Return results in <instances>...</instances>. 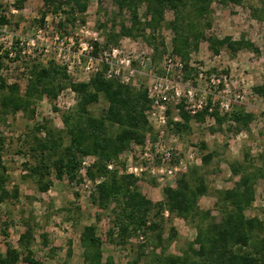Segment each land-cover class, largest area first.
Instances as JSON below:
<instances>
[{"label": "trees", "instance_id": "obj_1", "mask_svg": "<svg viewBox=\"0 0 264 264\" xmlns=\"http://www.w3.org/2000/svg\"><path fill=\"white\" fill-rule=\"evenodd\" d=\"M25 1L18 0L16 5L22 7ZM44 1L53 12L66 7L65 13L73 15L74 21V14L85 13L91 0ZM113 1L119 6V15L126 11L129 13L130 24L123 20L114 24L107 43L118 44L126 36L141 37L152 47L153 61L157 64L166 52V44L155 31L166 26L172 32L173 54L185 62L186 77L194 78L198 75V68L190 63L192 53L199 50L202 41L208 42L210 51L215 55L224 49L232 55L243 49L260 52L245 37L218 38L208 33L212 27L209 15L213 12L215 0ZM218 1L225 5L241 4L246 0ZM258 1L259 4H251V13L255 18L264 19V0ZM141 7H145L144 16L140 15ZM166 11L172 12L171 20L166 21ZM1 21L4 22V19ZM150 30L153 32H148ZM96 46L101 45L96 43ZM65 88H71L77 94V104L72 112L63 116L65 129L55 128L48 123H39L35 127L30 142L28 140L35 164L28 166L25 178H34L42 192H47L52 186L49 178L52 173L57 178L67 177L70 181L79 182L83 179L80 172L84 168L83 161L89 155L93 156L95 160L86 167L85 174L96 182L92 201L102 209L111 206L110 239H117L119 244L124 245L134 236L146 237L136 257L127 264H264V220L257 215L247 214L256 199V185L259 180H264V150L258 153L260 164L249 152L242 159L228 161L233 176L238 179L233 187L216 191V215L199 205L200 198L210 189L203 169L218 155L216 149L202 153V165L192 166L182 173L175 185L163 188V200L153 201L141 190L139 178L132 174H121L118 168H108L109 162L119 164V156L132 144L142 143L146 134L152 131L145 114L149 99L144 87L107 79L102 73L96 74L88 82H76L67 74L65 66L52 59L46 65L36 63L30 68L25 95L20 93L17 84L7 85L4 78L0 77V115L7 116L22 110L33 119V104L36 100L44 96L55 100ZM253 89L264 99V78ZM101 97L107 101L108 106L103 115L94 116L89 107ZM208 117L214 120L210 126L212 132L230 131L234 134L250 130L254 120V115L247 112L243 105L234 103L232 109L223 114L219 107L213 112L203 110L196 115L182 111L181 121H174L170 114V130L178 135L190 133L192 121L203 123ZM42 131L45 132L44 137L36 134ZM2 142L0 136V145ZM200 147L202 151L208 148L204 141ZM8 182L7 166L0 160V203L17 200L20 196L19 186L9 191ZM166 210L170 215L189 220L197 229L195 239L181 254L168 252L177 232L171 227L168 236H164ZM3 232L7 235V230ZM115 232L117 238H113ZM42 239L47 248V234H42ZM35 241L33 228L26 222V230L18 239L19 247L7 244L4 251L0 250V264H18L21 260L26 264H44L34 251ZM80 243L83 264H118L113 256L105 257L103 240L97 235L95 225L87 224L83 227ZM67 255L72 256L71 250Z\"/></svg>", "mask_w": 264, "mask_h": 264}, {"label": "rangeland", "instance_id": "obj_2", "mask_svg": "<svg viewBox=\"0 0 264 264\" xmlns=\"http://www.w3.org/2000/svg\"><path fill=\"white\" fill-rule=\"evenodd\" d=\"M17 1L0 0V62H2L0 77L4 78L7 85L17 84L22 95L27 93L30 68L36 63L46 65L55 59L54 46L60 45L62 40L65 45L72 36L77 43L80 38L90 39L94 36L93 32H96L101 45H110L112 42L107 43V40L114 24H119L122 20L130 24L129 13L126 11L119 15V6L113 0H91L85 13L74 14V21L73 15L65 13L66 7L53 12L46 7L44 0H26L22 7L16 5ZM251 4H259V1L246 0L241 4L223 5L215 0L213 12L209 15L212 27L208 29V33L218 38L245 37L259 48V53L243 49L232 55L224 49L215 55L210 51L206 41H202L199 50L192 53L193 66L205 69L208 78L212 76L218 78L227 74L231 95L240 93L244 96L238 104L243 105L247 112L254 115L250 130L238 134L230 131L212 132L210 126L214 124V120L207 118L203 123L192 121V131L178 135L182 148L180 158L184 161L187 160L189 148L194 144L200 153L214 149L218 151L215 159L203 169L207 174L210 189L199 201L202 209L214 215L218 214L215 205L216 191L233 187L238 179L233 176L228 161L242 159L244 154L249 152L260 164L258 153L264 150V99L253 90L264 78V19L252 15ZM139 12L144 16L145 7H141ZM172 16L171 11H166V21L171 20ZM2 18L4 22L1 21ZM155 33L163 37L164 41L166 37L169 39L172 36L171 30L166 26L159 28ZM130 38L133 41L145 42L141 37ZM32 40H35L34 44L31 43ZM11 42L16 49L15 57L8 54ZM212 69L214 70L210 72ZM77 101V94L71 88H65L55 100H50L47 96L36 100L33 104L35 106L33 119L22 110L7 116L0 115V136L3 138L0 145V160L8 169L7 189L11 191L16 185L20 189L17 200L0 203V250L4 251L7 244L19 247L18 239L26 230L27 222L35 234L36 256L44 264H83L80 234L85 225L93 224L97 235L103 240L105 257L113 256L118 264H127L136 257L140 250L139 246L145 244L146 237L142 239L140 236H134L124 245L119 244L117 239H110L111 206L102 209L92 201L91 195L95 192L96 182L85 174L86 167L95 160L93 156L89 155L85 159L87 163L83 164L84 168L80 171L83 179L79 182L70 181L67 177L57 178L55 173H52L49 177L52 186L47 192H42L34 178H25L28 166L35 164L29 144L35 127L39 123H48L55 128L65 129L63 116L74 110ZM107 106V101L101 97L89 107L90 113L99 117L104 114ZM36 134L45 136L44 131ZM202 141L208 146L203 151L200 147ZM123 162V159H119L116 166L123 165ZM200 165L192 163L185 172L192 166ZM181 174L164 183H157L145 175L139 178L138 184L149 199L159 201L164 198L163 188L166 185H175ZM100 180L101 178L97 182ZM256 186V199L247 214L257 215L264 220V180H259ZM164 216V236H168L171 227L177 232V237L169 246L168 252L181 254L195 239L197 229L189 220L170 215L167 210ZM4 230H7V235ZM42 234L48 236L47 248L43 245ZM113 238H117L116 232ZM70 250L71 257L67 255ZM18 264L26 263L21 260Z\"/></svg>", "mask_w": 264, "mask_h": 264}, {"label": "built area", "instance_id": "obj_3", "mask_svg": "<svg viewBox=\"0 0 264 264\" xmlns=\"http://www.w3.org/2000/svg\"><path fill=\"white\" fill-rule=\"evenodd\" d=\"M93 35L87 40L80 38L77 43L71 36L65 45L62 40L54 46L55 61L65 66L67 74L76 82H88L102 73L107 79L144 87L149 99L145 114L152 131L142 143L132 144L119 156L123 165L118 167L115 162H109L108 168H118L119 173L137 178L147 175L157 183H164L185 172L192 163L200 165L202 153L196 144L189 148L186 161L180 158L181 143L178 134L170 130V114L174 121H181L182 111L190 115L203 110L213 112L218 107L221 114L230 111L244 96L231 95L227 74L208 78L206 70L200 68L196 77H186L185 62L173 54L172 36L165 38L166 52L156 64L153 49L146 42L124 37L118 44L101 45L97 33ZM96 43L101 46L97 47ZM8 54L16 56L12 42ZM190 65L193 66L192 61Z\"/></svg>", "mask_w": 264, "mask_h": 264}]
</instances>
